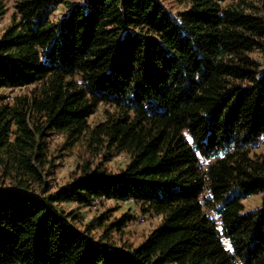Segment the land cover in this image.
<instances>
[{
	"label": "trees",
	"instance_id": "obj_1",
	"mask_svg": "<svg viewBox=\"0 0 264 264\" xmlns=\"http://www.w3.org/2000/svg\"><path fill=\"white\" fill-rule=\"evenodd\" d=\"M180 1L189 7L16 0L0 31V89L36 87L0 105V166L19 178L0 189V264H264V154L252 150L264 138V18L227 0ZM50 134L128 162L118 173L86 164L34 195L21 180L43 183ZM252 196L261 204L246 210ZM102 199L133 200L161 223L119 247L109 233L131 217L96 238L105 216L83 228L61 207Z\"/></svg>",
	"mask_w": 264,
	"mask_h": 264
},
{
	"label": "rangeland",
	"instance_id": "obj_2",
	"mask_svg": "<svg viewBox=\"0 0 264 264\" xmlns=\"http://www.w3.org/2000/svg\"><path fill=\"white\" fill-rule=\"evenodd\" d=\"M82 1V0H71ZM166 5L173 11H183L189 7L188 3H182L180 0H164ZM4 14L0 17V31L3 32L14 21L16 17V0H1ZM241 5V9L250 14L259 15L264 18V0H227L225 5ZM64 7L56 12L61 15ZM264 43V37L261 39ZM255 58L261 59L262 55L257 53ZM36 86L22 87L18 89H0V105L12 104L19 97L31 95ZM105 105H100L98 111L91 117L90 123L95 126L105 119ZM38 127L42 121H36ZM44 142L47 146L45 162L39 166L43 175V183H36L30 178H23L22 182L28 184L30 192L34 195L43 194L47 188L51 187V192H55L61 186L71 182L74 178L81 175V167L86 164L95 168L102 165L109 172L118 173L123 170L128 162V156L125 153L109 152L107 150L94 151L88 147L85 141L73 146L66 147V138L60 134L48 135ZM253 153L264 154V138H262ZM19 178L6 176L3 168L0 166V189L15 188ZM50 193V191H49ZM261 204L260 196H252L245 200L246 210L257 208ZM66 212L75 211L80 215L79 225L83 228L91 221L105 216L102 223L98 224L92 232L94 237L99 238L104 234L109 225L123 217H131L122 230H114L109 233L111 243L121 247H137L145 241L150 232L161 223V217L152 213H145L141 206L133 200H99L89 207H81L75 203L61 204Z\"/></svg>",
	"mask_w": 264,
	"mask_h": 264
}]
</instances>
